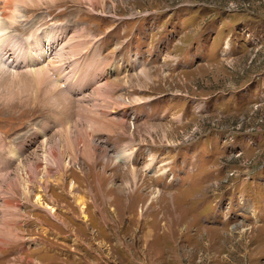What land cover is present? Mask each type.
Returning <instances> with one entry per match:
<instances>
[{
    "label": "rangeland",
    "instance_id": "rangeland-1",
    "mask_svg": "<svg viewBox=\"0 0 264 264\" xmlns=\"http://www.w3.org/2000/svg\"><path fill=\"white\" fill-rule=\"evenodd\" d=\"M27 5L59 59L2 54L0 264H264V0Z\"/></svg>",
    "mask_w": 264,
    "mask_h": 264
},
{
    "label": "bare ground",
    "instance_id": "bare-ground-1",
    "mask_svg": "<svg viewBox=\"0 0 264 264\" xmlns=\"http://www.w3.org/2000/svg\"><path fill=\"white\" fill-rule=\"evenodd\" d=\"M32 1L33 0H0V76H2L3 74L6 75L8 73L4 69V67L6 68L8 67V65L6 66V64L3 62V56H2L3 53H6V55H8V53L12 52L15 56L14 58H17V56L20 55L19 53H21L22 55H26L28 53L27 58L29 59L30 57L31 58L34 57L36 60L33 59L31 60L35 62L34 64L35 67H30L29 69L30 71H27V74L28 77H31L36 81H38L39 78H41V76L44 77L48 76L50 70L56 67L58 64L56 60L59 59V55L56 54V52L53 54V48H52L55 42L58 41L56 40L57 35H59L57 34L58 33L57 31H53L52 33L48 31L45 33L47 36L45 35L42 36L39 35L38 33L36 35L35 33L33 34L31 33L32 35H34V38L31 37V39L29 40H26L20 37L19 35L14 34V31L18 30L19 28L17 27V24H20V26L24 25L23 23L24 21L21 20L24 17V16L22 17L21 8L26 9L29 6L27 5V3H32ZM39 36H42L43 38H40ZM44 43H48V47L46 51L47 50L51 51V54L48 57L52 55H55L56 57L55 59L49 60L48 67H45L43 70L40 71L38 68L36 69V67L39 64L38 60L41 57L48 55L47 52H44L45 50L43 51L42 45ZM36 51L39 52L41 51V54L36 55L35 54ZM17 66L19 65L9 67L12 72V74L9 75L13 79L17 78L22 80L24 75H19L20 73L18 72V70H15ZM44 143L45 141L43 142V144ZM70 165H71L70 163H67L65 167L68 168ZM82 208H84V205H82Z\"/></svg>",
    "mask_w": 264,
    "mask_h": 264
}]
</instances>
